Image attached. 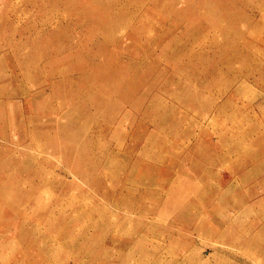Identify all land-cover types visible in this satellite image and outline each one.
I'll return each instance as SVG.
<instances>
[{
	"label": "rangeland",
	"instance_id": "rangeland-1",
	"mask_svg": "<svg viewBox=\"0 0 264 264\" xmlns=\"http://www.w3.org/2000/svg\"><path fill=\"white\" fill-rule=\"evenodd\" d=\"M0 264H264V0H0Z\"/></svg>",
	"mask_w": 264,
	"mask_h": 264
},
{
	"label": "bare ground",
	"instance_id": "bare-ground-1",
	"mask_svg": "<svg viewBox=\"0 0 264 264\" xmlns=\"http://www.w3.org/2000/svg\"><path fill=\"white\" fill-rule=\"evenodd\" d=\"M100 5V4H99ZM210 112V111H209ZM124 118V117H123ZM159 124V123H158ZM118 126H120V125H118ZM120 129V128H119ZM162 132V131H161ZM148 133V132H147ZM157 134V133H156ZM155 138V137H154ZM159 138V137H158ZM157 138V139H158ZM161 138V137H160ZM150 139V138H149ZM148 139V140H149ZM152 139V138H151ZM166 139V138H165ZM164 140V139H163ZM167 140V139H166ZM161 141V140H160ZM159 142V141H158ZM163 142V141H162ZM142 143H143V141H142ZM156 143H157V141H156ZM164 144H165V141H164ZM224 144V143H223ZM172 145V144H171ZM148 146V145H147ZM151 146V145H150ZM142 147V146H141ZM172 147H173V145H172ZM146 148V147H145ZM170 148H171V146H170ZM174 148V147H173ZM138 149V148H137ZM151 149V148H150ZM188 149V148H187ZM143 150H145L144 148H143ZM164 150H165V148H164ZM189 151V150H188ZM191 151V150H190ZM118 152V151H117ZM168 152V151H167ZM170 152V151H169ZM168 152V153H169ZM184 152V151H183ZM206 152V151H205ZM143 153V152H142ZM194 153V152H193ZM192 153V154H193ZM178 155V154H177ZM194 155V154H193ZM209 155V154H208ZM147 156V155H146ZM152 157V156H151ZM155 157H156V155H155ZM199 157V156H198ZM150 158V157H149ZM213 158V157H212ZM158 160V159H157ZM158 162V161H157ZM160 162V161H159ZM201 162V161H200ZM161 164V163H160ZM180 167V166H179ZM134 169V168H133ZM159 173V172H158ZM144 175V174H143ZM225 191V190H224ZM222 192V191H221ZM180 198V197H179ZM194 199V198H193ZM196 200V199H195ZM198 201V200H197ZM224 206V205H223ZM227 206V205H226ZM226 208V207H225ZM232 208V207H231ZM212 210V209H211ZM203 223V222H202ZM228 225V224H227ZM232 225V224H231ZM233 226V225H232ZM252 228V227H251ZM228 229H230V225H229V228ZM227 231V230H226Z\"/></svg>",
	"mask_w": 264,
	"mask_h": 264
}]
</instances>
